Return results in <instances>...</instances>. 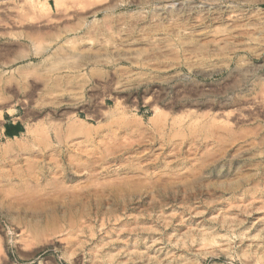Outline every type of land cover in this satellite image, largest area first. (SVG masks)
Instances as JSON below:
<instances>
[{
  "label": "rangeland",
  "instance_id": "rangeland-1",
  "mask_svg": "<svg viewBox=\"0 0 264 264\" xmlns=\"http://www.w3.org/2000/svg\"><path fill=\"white\" fill-rule=\"evenodd\" d=\"M0 264H264V0H0Z\"/></svg>",
  "mask_w": 264,
  "mask_h": 264
},
{
  "label": "bare ground",
  "instance_id": "bare-ground-1",
  "mask_svg": "<svg viewBox=\"0 0 264 264\" xmlns=\"http://www.w3.org/2000/svg\"><path fill=\"white\" fill-rule=\"evenodd\" d=\"M71 129H72V126L70 127ZM73 129H75V128H73ZM32 153V152H31ZM34 157V156H33ZM27 191V190H26ZM30 193V192H29Z\"/></svg>",
  "mask_w": 264,
  "mask_h": 264
}]
</instances>
